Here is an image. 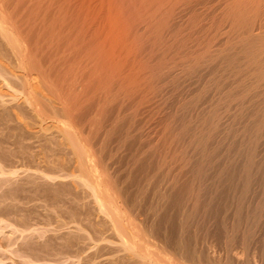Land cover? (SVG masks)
Returning <instances> with one entry per match:
<instances>
[{
	"label": "rangeland",
	"instance_id": "374dc122",
	"mask_svg": "<svg viewBox=\"0 0 264 264\" xmlns=\"http://www.w3.org/2000/svg\"><path fill=\"white\" fill-rule=\"evenodd\" d=\"M0 2L4 3V5H2L1 3V6L4 9H7L8 13L6 9L4 10L6 14L9 15L10 12L9 16L11 17L13 15L11 17L13 18L12 21L15 20L18 22L14 23V21L12 22L10 18L11 24H14L15 26L17 24L18 26H20L17 28H19V33H22L20 35L18 33V36H22L23 38L26 37V42L24 41L25 39L22 38V40L24 41V43L29 44L28 48L32 51L28 53H30L29 55H31V58L34 63L38 64L36 65V67L38 66L42 68V72L44 71L43 75L40 74L41 76H34V79H32L33 82L31 81L33 83V87L31 88L36 87L37 91H39V97L42 98L41 105H43L42 107H44L42 109L43 113L34 112L30 105L25 101V94H27L28 92V86L26 85V88L25 85H23L24 80H26V82H28L29 78V80H31V76H29L28 72V70H30V67L27 66L28 70L26 69L28 72L27 74L29 76L28 78L26 73H23L25 72L24 68H22L21 64L19 63V57H21V55L17 54V57L15 56L16 54L13 55V53L15 52L11 53L12 50L10 49V47L4 45L6 44V42L0 34V264H152L148 262L149 260H145L139 257V253L142 252H138V250H141L140 248H138V250H135L136 252L134 250L127 252V248L130 246L126 243H123L125 241L119 237L117 231L113 229V226H111L113 225V223L110 221V219H108L107 214L100 208L99 203H97L98 200L95 199L96 196L93 194L94 192L91 189V182H88L84 177V168L86 167L83 166L81 161H77L79 160L78 157H75V153L73 152L72 146L68 142L67 138L64 137L65 135H63L62 133V128L65 124H73L72 126L74 127V131H76L77 133L78 131H83V135L85 137H82L80 133H78V138L87 147L91 163L94 162L91 165L95 166L102 175L108 174L106 176V181L109 184H107L109 188L111 187L110 189H113L115 191V193H113L114 191L112 190L114 199L120 206L122 211L125 213V218H127V220L129 218H131L129 220L133 219L132 221L134 222V224L137 227L139 226V229H141V232L139 233V239L141 242L139 241V243L145 245L143 247H150L148 250H150L151 252L153 251V254L155 253L154 256L158 254L155 256L154 261H158L157 258L160 257V260L163 259L165 260H162L163 262L168 263L170 261L169 256L171 255L172 257L170 256V259L172 262H180L181 264H227L228 258L225 254L227 253L226 250H229L231 248V246L229 245L231 243V245L234 244V249L232 247V249L230 250L237 254H231V252L230 254L233 256L236 255L235 260L239 262H234V257L232 256L231 259H233V261L231 263L234 262L233 264H243L245 262L244 259L247 260L246 258H251V263L254 262L255 264H264V213L260 210L258 211V213H262V215L259 213L261 215L260 218H263L261 219L262 222H259L261 220L258 218L259 214L257 213V223H260L259 225H257L259 227L258 229L256 226H253L257 224L256 219L251 220L252 222L254 221L256 224L252 223L251 221L249 222L250 224L246 223L247 217L245 214V210L243 211V208L245 209L246 205H243L244 207L242 208V216L243 214L245 216L242 217V219H244L245 217L246 218L244 220L241 219V221H244L245 225L243 226V223H241L240 221V223L237 222V225L235 226V221H237L236 219L238 218H235L234 221H231L233 220V211L228 209V206H230L231 201L230 196H233V192L229 190V183L225 185L226 188H224V190H221L222 193H220V197L224 196V199L223 197H221V199L219 197V200H214L216 201V203L219 204V207L218 204L216 205L215 202L211 201L212 197L216 196V194L214 193V188H212L215 184V179L213 178H215V170L217 169L219 164H217V162L220 161V158L218 156L220 152L217 147H214L215 145L217 146L218 143L215 142L219 141L218 139L220 137V134L216 133V131L219 130L218 132H220L222 126L226 128L225 126H227L230 122L231 112H221V118L217 119L214 117L216 113L212 110V105H215L216 100H213L212 98L210 101L209 98L211 97L204 98L203 100H201L202 98H192V96L190 97V95H187L185 85L183 84L184 81L181 77V67H173V65L169 62V56L167 54L166 45L167 35L164 32H156L153 27L154 25L152 23L151 15L153 14V11L151 0H0ZM146 14L150 16H147ZM142 20L144 21L143 23ZM161 36L164 41L162 40ZM142 40L143 42H141ZM9 49L11 50V52ZM162 51L164 53H162ZM26 55L29 56L28 54ZM19 65L21 67H18ZM76 65L78 67H76ZM169 65L171 66L168 67ZM82 66H84L85 68ZM19 68L22 69L19 70ZM168 72L170 75H168ZM22 74H25L23 75L24 79L22 78ZM43 78H48V80L50 79L51 81L49 80L48 83H45V79ZM52 82L54 84H52ZM44 86L45 88L48 86L49 87L45 90ZM51 88H53V90L56 92V95L54 91V93L51 91ZM25 89H27L26 93H24ZM47 90L52 92L51 94L53 96L49 94ZM45 96L49 99H47ZM50 98L54 99L52 101L55 102L56 105H54L56 107L52 108L51 105H53V102L51 104L49 103ZM205 99H208V101ZM188 100H190L191 102ZM45 102H48L50 105L48 106ZM211 103L214 104H212L210 107ZM50 106L51 109L49 108ZM64 107H71L69 109H73V113L71 112V115H69L66 114V112H63V110L59 112L60 109ZM44 110L46 112H44ZM49 110H52L53 112H50ZM78 110L80 112H78ZM209 110L212 111L210 112ZM98 112L100 113L97 114ZM67 117H69V119ZM121 120H123L122 123ZM91 121L93 125H96L92 126V123H89ZM217 121L220 122L219 124L221 127H219V124H217L218 126H216L215 123H217ZM74 122L78 123L77 128ZM109 122L113 123L110 124ZM208 122L210 124H208ZM204 126L208 128L207 131L204 130ZM215 126L217 129L215 128ZM111 127H113V129H111ZM84 128L87 130H85ZM92 129L94 131L91 133L90 130L92 131ZM201 129L203 130V132ZM108 130H110V132ZM101 131L103 133H101ZM195 132L197 134V137ZM89 133L91 135H89ZM204 134L206 138H209L210 141L208 142V140L206 139L208 142V157H210L207 161H210L211 156H213L214 159L212 158L210 161L211 163L216 161L212 163L213 166L211 165V163L208 164V162L202 163L200 160L201 154H198V152L200 153L201 150L197 147L202 146L200 145V143V146L197 145L198 141L196 142L195 140L200 135ZM215 134H217L218 136ZM122 135L123 137H121ZM209 135L210 137L213 135L214 138L213 136L212 138L208 137ZM84 138L91 139L89 140L92 142L91 145H93V149H91L90 142H88L89 140H85ZM208 144L211 153H209ZM212 148H215V153H218V155L212 152ZM212 153L213 155H209ZM94 154L96 157L94 156ZM197 156H199V159ZM183 158H185V160ZM97 160L99 161L100 165L96 162ZM102 161L103 164L101 163ZM201 163L203 164V167ZM211 166L217 167H214L213 169H216L213 170ZM100 167H102L103 170H101ZM206 167L208 169L210 167L211 170L206 169ZM148 168L150 170H148ZM199 168H203L205 170H201V173H203V175H201V173L199 174ZM206 170H208L209 172ZM204 172L208 173L204 174ZM195 173L197 176L198 174L200 176H195ZM110 174L111 176L116 177L115 179L117 181L118 179L120 181L117 182L114 177L111 178ZM213 174L214 176L212 178L211 176ZM205 175H207L209 179L206 176L204 177V180H202V177ZM178 178H180L181 181ZM108 179H113V181ZM176 181H179L181 185L180 183H178L179 185L177 184V187L174 186V184L177 183ZM201 181H204V186L207 181L210 182H208V184L212 183L211 186H208L207 184L206 185L209 188L211 187L213 190L210 189L209 191V188L206 189V186L204 187L203 185H201ZM111 182H113V185H111ZM124 182L126 185L124 184ZM182 183L184 186L182 185ZM171 184H173L176 189H173L175 192H173L174 194L170 197L172 202L169 199L168 203L170 204L171 202V204L167 205V207L169 206L170 208L168 207L164 210L166 212L164 217V219L166 218V221L163 220L162 216L161 219L157 221V228L159 230V234L158 231L155 232L156 230H154V227L153 232L155 234L151 233L150 226L152 224L150 222V218L151 216H153L154 218L155 213L161 210V207H159L162 201V199H160V196L162 192L166 191V188H168L167 190H170L172 186ZM198 185L200 187L203 186L201 188H204L206 190L203 189L202 192L199 191L201 189ZM185 186L189 188L186 189ZM190 186L194 187L196 191ZM195 186H198V195L196 194L197 188ZM118 188H121L122 190H118ZM177 188L179 189V192H177ZM182 190H185V193ZM187 190H193V194L195 193V197L193 195L191 196L192 192H189ZM180 191H182L183 193ZM205 191L207 192V196L206 194L204 195V193H206ZM180 193H182L184 196H176ZM189 193L191 194L188 196ZM209 193L211 195L212 193L214 194L212 196L209 195V198H211L210 202L208 199ZM224 193L225 195H230V198H228L226 195V198L230 200L229 203L228 200L225 198ZM199 194L201 196L203 195V199L204 197H207L208 200L206 198L204 199V201L207 200L206 203L203 202V199L199 196ZM196 195L198 198L200 197V202L199 200L197 201L198 198H196ZM122 196H124L126 200L123 199V201ZM185 196H188L191 202L183 201ZM260 196H262V194L260 195L259 193L258 197L260 198ZM131 197L134 198L132 199ZM258 197L255 198L256 200L254 199V202L257 201L255 202L257 205L260 204L261 206H264L262 205L264 204V202H261L264 201V197L262 196V199L260 200L261 203L258 202ZM130 198L132 200H130ZM127 199L132 201V205L134 207L130 204L131 202ZM195 199L197 201L196 204ZM225 199L227 201V205L224 202ZM201 200L203 203L201 202ZM177 201L182 202L177 203ZM120 202H122V204ZM185 202H187L188 204H185ZM176 203L179 204L177 208ZM198 203L201 206L198 205ZM207 203H209L212 208H209L210 206ZM212 203H214L215 205H213ZM135 204H137V206H135ZM192 204L197 205L194 206L195 208L198 206L201 208H196L197 212L195 210V214L197 213L198 216L194 215V208H191L193 207ZM224 204L227 206V208ZM124 205H128L129 207L131 205L130 209L133 210L128 209V206L124 208ZM203 205L205 206V209L208 208V210H204V208H202ZM220 205H222V207ZM213 206L215 211L213 210ZM171 207L174 210H172ZM223 207L227 210L223 209ZM136 208L138 209L136 210ZM261 208L263 209L264 207ZM154 209H157V211L155 210V212L153 213ZM129 210L132 211L133 214ZM184 210L187 211L185 212ZM189 210L192 211L190 212ZM216 210L221 212H216ZM224 210L225 212L227 211L231 214H227V212L225 213ZM188 211L189 213L187 215ZM201 211L204 212L201 213ZM205 211H208V213H210L208 214L206 212L207 214L204 215ZM215 212L217 216H215ZM223 213L227 214L228 216ZM131 214L133 216H131ZM137 214L140 217H138ZM169 214H172L173 216ZM201 214L203 215L202 217L204 219L201 217ZM104 215L107 217H105ZM184 215L186 217H189L190 215V220L188 219L189 222H186L188 225H190H187V229L186 224H184V229L187 230L184 231L183 235L185 238L183 237L182 239L180 238L181 236H183L180 232V219L181 217H184ZM212 215L216 218L211 217ZM224 215L227 217H225ZM134 216L135 218L137 217V221ZM194 216L198 218H195ZM209 217H211L212 219ZM169 218L171 220H169ZM184 219L186 218H183V220ZM191 219L194 220V224L191 223V221H193ZM106 220L110 223H106ZM140 220H144L145 222H143L148 224L147 227H149L150 232L147 231L148 228L146 226L141 225L143 223ZM202 220L205 222H203ZM162 221L164 222V225ZM226 221L230 223H228L227 225ZM167 222H170L169 225ZM231 222L232 224L234 223V229H236L237 227L239 228L241 224L242 227L239 228L241 229V232L244 231L245 233L249 232V234H252L249 236L248 233H246L247 235L244 233L246 236H243L242 234H240L241 232L238 231V228L237 230H233L236 231V234H239L241 236L240 237L239 235H237L239 241L242 240L239 242L238 239L235 237L236 234L234 235V232L230 231ZM196 223H198V226L196 225ZM208 224L209 227L207 226ZM173 225L175 226L173 227ZM249 225L250 227H254L256 230L254 228L248 229ZM260 225H262L263 227ZM169 226L172 228L171 232ZM220 226L224 227V229L229 226L228 228L230 229L228 230L227 228V230L224 231ZM140 227H142L144 230H142V228ZM190 227L192 228V230H190ZM246 227L248 228L246 229ZM208 228H210V230H208ZM177 229L180 231L178 232ZM129 230L130 232L132 231L131 229ZM189 230L190 232H188ZM249 230H251L252 232L250 233ZM166 231L168 235L167 233H165ZM255 231L257 232V235ZM226 232H228V234ZM253 232L255 233L253 234ZM229 233L232 234L230 235ZM259 234H261L260 237ZM142 235L147 241L144 240ZM175 235H178V238H176ZM226 235H229L228 240ZM155 237L158 238L157 241V238L155 239ZM230 237H232V239ZM252 237L253 240L251 239ZM254 237L258 238L257 243H261L260 245L262 246L258 245L256 242L253 243L254 239L255 241L257 239ZM118 238H120V241L118 240ZM245 238L248 239L245 240ZM260 238H262V242ZM148 239L150 240V242ZM178 239H180L181 242L184 243H180V240L179 242H177V244L174 243V241L176 242L178 241ZM249 240H251L252 243ZM227 241L230 242L227 243ZM166 242H169L167 243L169 247L166 245ZM232 242H236L238 244L240 243L241 245L239 244V246L238 244L236 245V243ZM178 243H180L181 245L184 244L183 246L189 247L190 249H195L197 246L196 249L198 251H200L202 247L206 249L207 245L209 244L208 247L211 249L207 248V251L205 250L206 256L208 255L210 257V255H212L210 258H204V256H200L199 259L197 258L200 255L198 252L196 260L195 257H192L193 250H190L188 248L187 253L183 255L185 257H183L180 253V249L177 250L179 252L174 250L180 247V244L178 247ZM220 243L223 245L222 247H224V249L222 248L223 251L219 249L221 248L219 247L221 246ZM223 243H227V245ZM250 243L252 244V246L254 245V248L251 247ZM245 244L247 246H244ZM152 245L154 246V248ZM227 246L228 248H230L228 249ZM238 246L240 249L238 248ZM160 248H162V250L163 248H165V250L160 251ZM246 248L249 249L247 253L251 254L250 256L248 254V257H246V251L248 250ZM241 249H243V251L240 253ZM254 249L256 250V252H254ZM260 249L263 250L262 253V250ZM237 250L239 252H237ZM208 251L209 253H211L209 254ZM162 252L167 255H165L164 257ZM257 253H260V255H258ZM237 256L238 258L236 259ZM252 257L255 258V260ZM257 257H262L263 259H259ZM133 258H136V260ZM140 258L141 261L143 260L142 262L140 261ZM256 258L259 261L256 260ZM241 260L243 263H241ZM244 264H247V261Z\"/></svg>",
	"mask_w": 264,
	"mask_h": 264
},
{
	"label": "bare ground",
	"instance_id": "6f19581e",
	"mask_svg": "<svg viewBox=\"0 0 264 264\" xmlns=\"http://www.w3.org/2000/svg\"><path fill=\"white\" fill-rule=\"evenodd\" d=\"M3 1V0H1ZM152 1V11H153V14L152 15V23H153V27L154 29L156 30V32H164L166 35H167V38H166V45H167V54L169 56V62L170 64L174 66H180L181 67V77L183 78V81H184V85H185V90L187 92V95H190V97L192 96V98H202L201 100H203L204 98H209L210 101L211 99L213 98V100H216V103L215 105L213 106L212 104L214 103H211L210 104V107L212 105V110L213 112L216 113V115L214 116L215 118L217 119H220L221 118V112H231L230 114V122L227 126H225L226 128H224L222 126L220 132L216 131V133L220 134V137H219V141H216L215 143H218L217 146L215 145L214 147H217V149L219 150V155L218 153L216 154L215 153V148L212 150V152H214L216 155L219 156V162H217L218 164V167L217 166H214V167H217V169H213L214 167L212 163L216 162L214 160V162H210L211 159L213 158V156H211V159L210 161H207L210 157H208V151H207V143L210 142L209 141V138H206L205 134L204 135H198L199 137L195 140L196 142L198 141V144L200 143V145L202 147H197V148H200L201 152L199 153L198 151V154H201V157H200V160L202 163H206L208 162L211 163V167L213 170H215V178H213L214 174L211 176L213 179H215V184H214V193L216 194V196H213L212 199L209 198V195L212 196L214 195L212 193V195L209 193L208 194V199H209V202H210V199L212 202H215V204L217 205L218 203H216V199L219 200V197H220V193H222L221 190H224L225 185L228 184L229 186V190L232 191V195L233 196H230L231 197V201L229 199L226 198V195H225V198L228 200V203L230 201V206H228V209L232 210L233 211V215H232V219L231 221H234L235 218H238L236 219L237 221H235V226L237 225V222L240 223L242 217H244L245 215L243 214L242 216V208L244 207L243 205H246L245 206V209L243 208V211L245 210V214H246V217H247V224L251 221V220H255L256 219V223L258 221V218L261 220L263 218H260L262 213H264V208L262 209L261 207H264V206H258L255 202H254V199L256 197H258L259 193L260 195L262 194V196L264 197V0H151ZM137 2V1H136ZM149 2V1H148ZM1 3L2 5H4L3 2H0V34L2 36V38H4L6 44L4 45H7L8 47H10V52L14 54H16L15 56L17 57V54L21 55L20 60H19V63L21 64L22 68H24V71L23 73H26V75L28 76V72H29V76H31V80H29V76H28V82H26V80H24V83L23 85H26L28 86V92L25 97V101L30 105V107L32 108V110L34 112H40V113H43L42 112V109L44 107H42L43 105H41V101H42V98L39 97V91H37L36 87L35 88H31L33 87L32 86V82L34 79V76H39L40 74L43 75V72H42V68L40 67H36V65L38 64H35L34 61L32 60L31 58V55H29L30 53L28 52H31L32 50H30L28 48L29 44L27 43H24V41L26 42V37L23 38L22 36H18V33H19V28L17 27H20L16 24V26L14 24H11L10 23V18L13 16H9L10 15V12H9V15L6 14V12L4 11L5 9L1 6ZM16 6V5H15ZM145 6V5H144ZM144 8V7H143ZM55 9V8H54ZM7 11V9H6ZM36 12V11H35ZM50 12V11H49ZM8 13V11H7ZM47 13V12H46ZM30 14V13H29ZM52 15V14H51ZM147 15V14H146ZM38 16V15H37ZM124 16V15H123ZM147 16H150V15H147ZM29 17V16H28ZM128 17V16H127ZM13 18H11V21H12ZM21 19V18H20ZM145 19V18H144ZM38 20V19H37ZM14 23L17 22L15 20H13ZM12 21V22H13ZM144 21L142 20V23ZM18 23V22H17ZM65 23V22H64ZM146 24V23H145ZM52 25V24H51ZM140 25V23H139ZM135 27V26H134ZM26 28V27H25ZM136 28V27H135ZM151 28V27H150ZM41 29V28H40ZM138 29V28H137ZM21 30V29H20ZM30 30V28H29ZM128 30V29H127ZM28 31V30H27ZM126 31V30H125ZM130 31V30H129ZM21 32V31H20ZM137 32V31H136ZM144 32V31H143ZM22 33V32H21ZM19 33V35L21 34ZM124 33V32H123ZM145 33V32H144ZM143 33V34H144ZM135 35V34H134ZM77 36V35H76ZM163 36V35H162ZM161 36V38H162ZM78 37V36H77ZM137 37V36H136ZM144 37V35H143ZM151 37V36H150ZM153 37V35H152ZM158 37V36H157ZM166 37V36H165ZM25 39L24 41L22 40ZM141 38V37H140ZM139 39V38H138ZM147 39V38H146ZM163 40V38H162ZM164 41V40H163ZM3 42V41H2ZM75 42V41H74ZM143 42V40L141 41ZM161 42V40H160ZM73 43V42H72ZM155 43V42H154ZM67 44V43H66ZM80 44V43H79ZM82 44V43H81ZM142 44V43H141ZM159 44V43H158ZM57 45V44H56ZM138 45V44H136ZM143 45V44H142ZM6 47V46H5ZM33 47V46H32ZM134 47V46H133ZM160 48V47H159ZM76 49V48H75ZM152 49V48H151ZM164 49V48H163ZM60 50V49H59ZM136 50V49H135ZM146 50V49H145ZM54 52V51H52ZM58 52V51H57ZM95 52V51H94ZM142 52V50H141ZM148 52V51H147ZM155 53V52H154ZM158 53V52H157ZM162 53H164L162 51ZM26 54H28L29 56H27ZM35 54V53H34ZM91 54V53H90ZM103 54V53H102ZM156 54V53H155ZM8 55V54H7ZM18 55V56H19ZM38 55V54H37ZM88 55V54H87ZM14 56V57H15ZM135 56V55H134ZM84 57V56H83ZM90 57V56H89ZM97 57V56H96ZM151 57V56H150ZM164 57V56H163ZM162 57V58H163ZM62 58V57H61ZM80 58V57H79ZM146 59V58H145ZM155 59V58H154ZM110 61V60H109ZM144 61V60H143ZM18 62V61H17ZM99 62V61H98ZM81 63V62H80ZM97 63V62H96ZM106 63V62H105ZM119 63V62H118ZM151 63V62H150ZM70 64V63H69ZM111 64V63H110ZM149 64V63H148ZM160 64V63H159ZM47 65V64H46ZM17 66V65H16ZM20 65L18 67H21ZM27 66L30 67L28 70L27 69ZM171 65H169L168 67H170ZM76 67H78L76 65ZM84 67V66H82ZM127 67V66H126ZM179 67V68H180ZM22 68H19V70H21ZM80 68V67H79ZM85 68V67H84ZM87 68V67H86ZM159 68V67H158ZM28 72H27V70ZM82 69V68H81ZM48 70V69H47ZM94 70V69H93ZM171 70V69H170ZM178 70V69H176ZM114 71V70H113ZM140 71V70H139ZM164 71V70H163ZM172 71V70H171ZM14 72V71H13ZM86 72V71H85ZM155 72V71H154ZM160 72V70H159ZM158 72V73H159ZM174 72V71H173ZM81 73V72H80ZM84 73V72H83ZM91 73V72H90ZM108 73V72H107ZM172 73V72H171ZM175 73V72H174ZM45 74V73H44ZM160 74V73H159ZM23 75L25 74H22V78L24 79ZM40 75V76H41ZM71 75V74H70ZM120 75V74H119ZM143 75V74H142ZM162 75V74H161ZM168 75L169 72H168ZM167 75V76H168ZM17 76V75H16ZM26 76V77H27ZM144 76V75H143ZM43 77V76H42ZM91 77V76H90ZM115 77V76H114ZM152 77V76H151ZM156 77V76H155ZM171 77V76H170ZM95 78V77H94ZM100 78V77H99ZM121 78V77H120ZM134 78V77H133ZM164 78V77H163ZM169 78V77H168ZM26 79V78H25ZM36 79V78H35ZM45 79L44 82L45 83H48L49 80L48 78H43ZM65 79V78H64ZM71 79V78H70ZM115 79V78H114ZM161 79V78H160ZM181 79V78H180ZM179 79V80H180ZM152 80V79H151ZM154 80V78H153ZM152 80V81H153ZM166 80V79H165ZM178 80V79H177ZM32 81V82H31ZM51 81V80H50ZM26 83V84H25ZM43 83V82H42ZM75 83V82H74ZM110 83V82H109ZM52 84H54L52 82ZM129 84V83H128ZM159 84V83H158ZM166 84V83H165ZM22 85V86H23ZM43 85H46V84H43ZM48 85V84H47ZM51 85V84H50ZM153 85V84H152ZM160 85V84H159ZM172 85V84H171ZM108 86V85H107ZM49 87V86H48ZM48 87H46L48 89ZM53 87V86H52ZM111 87V86H110ZM115 87V86H114ZM27 88V87H26ZM45 88V86H44ZM45 88V90H46ZM98 88V87H97ZM165 88V87H164ZM114 89V88H113ZM139 89V88H138ZM152 89V88H151ZM150 89V90H151ZM26 90L24 91V93H26ZM58 90V89H57ZM77 90V89H76ZM85 90V89H84ZM145 90V89H144ZM51 91L53 92V88H51ZM87 91V90H86ZM148 91V90H147ZM156 91V90H155ZM47 92L49 94H51L52 92H50L49 90H47ZM55 92V91H54ZM53 92V93H54ZM66 93V92H65ZM111 93V92H110ZM121 93V92H120ZM156 93V92H155ZM72 94V93H71ZM52 95V94H51ZM55 95H56V92H55ZM123 95V94H122ZM128 95V94H127ZM186 95V94H185ZM53 96V95H52ZM62 96V95H61ZM79 96V95H78ZM46 97V96H45ZM57 97V96H55ZM67 97V95H66ZM74 97V96H73ZM72 97V98H73ZM125 97V96H124ZM41 98V99H40ZM47 98V97H46ZM45 98V99H46ZM79 98V97H78ZM77 98V99H78ZM111 98V97H110ZM49 99V98H47ZM56 99V98H55ZM64 99V98H63ZM136 99V98H135ZM138 99V98H137ZM169 99V97H168ZM54 99H51L50 98V104L53 102V105L55 104L54 101H52ZM65 100V99H64ZM75 100V99H74ZM89 100V99H88ZM191 100V99H190ZM188 100V101H190ZM196 100V99H195ZM194 100V101H195ZM208 101V99H205ZM46 101V100H45ZM48 101V100H47ZM187 101V102H188ZM193 101V100H192ZM169 102V101H168ZM191 102V101H190ZM43 103V102H42ZM48 106L50 105L48 102H45ZM44 103V104H45ZM87 103V102H86ZM186 103V102H185ZM193 103V102H192ZM207 103V102H206ZM62 104V103H61ZM101 104V103H100ZM47 105H44V106H47ZM52 106V108L56 107L55 105ZM183 105V104H182ZM189 105V103H188ZM195 105V104H194ZM207 105V104H206ZM51 106L49 107L51 109ZM61 106V105H60ZM76 106V105H75ZM101 106V105H100ZM208 106V105H207ZM77 107V106H76ZM193 107V106H192ZM204 107V106H203ZM209 107V106H208ZM47 108V107H45ZM48 108V109H49ZM71 108V107H69ZM68 107H64L62 109H60L59 112H61L63 110V112H66V114H69L71 115L70 113L72 112L73 113V109H69ZM73 108V107H72ZM75 108V107H74ZM104 108V107H103ZM186 108V107H185ZM85 109V108H84ZM203 109V108H202ZM208 109V108H206ZM211 109V108H209ZM74 110H77V109H74ZM101 110V109H100ZM193 110V109H192ZM211 110V111H212ZM50 111V110H49ZM52 111V110H51ZM50 111V112H51ZM183 111V110H182ZM195 111V110H194ZM210 111V110H209ZM208 111V112H209ZM210 111V112H211ZM44 112H46L44 110ZM53 112V111H52ZM78 112H80L78 110ZM82 112V111H81ZM104 112V111H103ZM76 113V112H75ZM100 112H98L97 114H99ZM194 113V112H193ZM202 113V112H201ZM205 113V112H204ZM214 113V114H215ZM96 114V115H97ZM185 114V113H184ZM227 114V113H226ZM80 115V114H78ZM107 115V114H106ZM109 115V114H108ZM117 115V114H116ZM197 115V114H196ZM208 115V114H207ZM213 115V114H212ZM228 115V114H227ZM45 116V115H44ZM49 116V115H48ZM47 116V117H48ZM73 116V114H72ZM102 116V115H101ZM104 116V115H103ZM182 116V114H181ZM46 117V118H47ZM58 117V116H57ZM113 117V116H111ZM196 117V116H195ZM202 117V115H201ZM206 117V116H205ZM213 117V116H211ZM223 117V116H222ZM69 119V117H67ZM91 118V117H90ZM98 118V117H97ZM100 118V117H99ZM209 118V117H208ZM50 119V118H49ZM76 119V118H74ZM87 119V118H86ZM124 119V118H123ZM204 119V118H203ZM223 119V118H222ZM227 119V117H226ZM98 120V119H97ZM100 120V119H99ZM117 120V118H116ZM211 120V119H210ZM57 121V120H56ZM73 121V120H72ZM94 121V120H92ZM89 122V123H92ZM123 120H121V123H122ZM134 121V120H133ZM203 121V120H202ZM214 121V120H213ZM220 121V120H219ZM217 121L216 126H218L217 124H219L220 122ZM42 122V121H40ZM64 122V121H62ZM119 122V120H118ZM128 122V121H127ZM190 122V121H189ZM212 122V121H210ZM223 122V120H222ZM227 122V121H226ZM75 123V122H74ZM97 123V122H96ZM110 123V122H109ZM113 123V122H111ZM110 123V124H111ZM195 123V121H194ZM198 123V122H197ZM196 123V125H197ZM203 123V122H202ZM69 124V123H68ZM76 124V128H77V124L78 123H75ZM86 124V123H85ZM95 124V123H94ZM98 124V123H97ZM207 124V123H205ZM208 124H210L208 122ZM214 124V123H213ZM227 124V123H226ZM40 125V124H39ZM73 125V124H72ZM72 125H64L63 126V130L61 132L63 133V135H65L64 137L67 138L68 142L70 143V145L72 146L73 148V152L75 153V157H78L79 160L77 161H81V163L83 164V166H85L86 168H84V177L86 178V180L89 182H91V189L93 190V194L96 196L95 199L98 200L97 203H99V206L100 208L107 214L108 216V219H110V221L113 223V229H115L119 235L120 238H122L125 242L123 243H126L128 244L130 247H128L127 249V252L128 251H135V250H138V248H140L141 250L138 252H141L139 253V257L145 259V260H149L148 262L152 263V264H178V263H175V262H172L171 259H170V255L169 256V262L166 263V262H163L165 260H160L159 258L158 261H154L155 260V256L158 255L156 254L154 256L153 254V251L151 252L150 250H148L150 247H143L145 245H143L142 243H139L140 239H139V233L141 232V229H139V226L137 227L134 222L132 220H129L131 218H129L127 220V218H125V213L122 211V209L120 208V206L117 204V202L115 201L114 199V196H113V193H115V191L113 189H110L109 186H108V182L106 181V175H102L98 169L91 165L93 163H91V159H90V155L88 153V150H87V147L85 144H83L80 140H79V136H78V133H80V135L83 137L84 133L83 131H78L79 128H78V133L76 131H74V127ZM96 125V124H95ZM93 125L92 123V126H95ZM102 125V124H100ZM123 125V124H122ZM178 125V124H177ZM195 125V126H196ZM225 125V124H224ZM60 126V125H59ZM107 126V125H106ZM191 126V125H190ZM203 126V125H202ZM215 126V128H216ZM53 127V126H52ZM90 127V126H89ZM88 127V128H89ZM116 127V126H115ZM123 127V126H122ZM135 127V126H134ZM168 127V126H167ZM213 127V126H212ZM219 127L220 124H219ZM87 128V127H86ZM94 128V127H93ZM185 128H188V127H185ZM196 128V127H195ZM204 126V130L207 131L208 128H206ZM83 129V127H82ZM85 129V128H84ZM97 129V128H96ZM95 129V130H96ZM103 129V128H102ZM111 129H113V127H111ZM169 129V128H168ZM176 129V128H175ZM191 129V128H189ZM198 129V127H197ZM200 129V128H199ZM217 129V128H216ZM220 129V128H219ZM81 130V129H80ZM87 130V129H85ZM99 130V128H98ZM202 130V129H201ZM89 131V130H88ZM94 130L92 129V131L90 130V132L92 133ZM110 132V130H108ZM118 131V130H117ZM165 131V130H164ZM205 131V132H206ZM210 131V129H209ZM87 132V131H85ZM108 132V133H109ZM115 132V131H114ZM125 132V130H124ZM171 132V130H170ZM194 132V131H193ZM191 132V133H193ZM203 132V130H202ZM204 132V133H205ZM212 132V131H211ZM214 132V131H213ZM101 133H103L101 131ZM190 133V132H189ZM207 133V132H206ZM209 133V132H208ZM105 134V132H104ZM107 134V133H106ZM180 134V132H179ZM196 134V132H195ZM194 134V135H195ZM201 134V133H200ZM210 134V133H209ZM212 134V133H211ZM62 135V136H63ZM89 135H91L89 133ZM110 135V134H109ZM121 135V134H120ZM119 135V136H120ZM183 135V134H182ZM207 135V134H206ZM217 135V134H215ZM80 136V137H81ZM107 136V135H106ZM131 136V135H130ZM168 136V135H167ZM185 136V135H184ZM188 136V135H187ZM213 136V135H212ZM212 136L210 137V135L208 137L212 138ZM218 136V135H217ZM216 136V137H217ZM81 137V138H82ZM85 137V136H84ZM99 137V136H98ZM123 137V135L121 136ZM125 137V136H124ZM177 137V136H176ZM183 137V136H182ZM196 137H197V134H196ZM88 138V137H87ZM92 138V137H91ZM110 138V137H109ZM127 138V137H126ZM214 138V136H213ZM63 139V137H62ZM61 139V140H62ZM85 139V138H84ZM90 139V138H89ZM89 139H85V140H89ZM105 139V138H104ZM189 139V138H188ZM193 139V138H192ZM208 142H207V140ZM217 139V138H216ZM215 139V140H216ZM66 140V139H64ZM91 140V139H90ZM88 141L90 142V145H91V141ZM95 140V139H94ZM184 140V139H183ZM211 140V139H210ZM214 140V141H215ZM122 141V140H121ZM161 141V140H160ZM191 141V140H190ZM212 141V140H211ZM120 142V141H119ZM170 142V141H169ZM195 142V143H196ZM95 143V142H94ZM102 143V142H101ZM182 143V142H181ZM65 144V143H64ZM87 144V142H86ZM89 144V143H88ZM194 144V143H193ZM192 144V145H193ZM212 144V143H210ZM89 145V146H90ZM105 145V144H103ZM125 145V144H124ZM143 145V144H142ZM182 145V144H181ZM199 145V146H200ZM214 145V143H213ZM88 146V145H87ZM93 145H91V149ZM101 147V146H100ZM193 147V146H192ZM208 147H209V144H208ZM153 148V147H152ZM185 148V147H184ZM195 148V147H194ZM100 149V148H99ZM190 149V148H189ZM103 150V149H102ZM156 150V149H155ZM191 150V149H190ZM199 150V149H198ZM199 150V151H200ZM96 151V150H95ZM193 151V150H192ZM217 151V150H216ZM72 152V153H73ZM101 152V150H100ZM99 152V153H100ZM196 152V153H197ZM95 153V152H94ZM103 153V152H102ZM157 153V152H156ZM190 153V151H189ZM194 153V152H193ZM192 153V154H193ZM209 153L210 152V147H209ZM91 154V153H90ZM93 154V152H92ZM154 154V152H153ZM171 154V153H170ZM214 154V155H215ZM209 155H213L212 154H209ZM215 155V156H216ZM95 156V154H94ZM111 156V155H110ZM144 156V155H143ZM183 156V155H182ZM185 156V154H184ZM191 156V155H190ZM189 156V157H190ZM217 156V158H218ZM74 157V156H73ZM96 157V156H95ZM194 157V155H193ZM196 157V155H195ZM198 159H199V156H197ZM103 158V157H102ZM135 158V157H134ZM148 158V157H147ZM202 158V159H201ZM96 159V158H95ZM100 159V158H99ZM185 160V158H183ZM197 159V160H198ZM214 159V158H213ZM216 159V158H215ZM74 160V159H73ZM102 160V159H101ZM137 160V159H136ZM192 160V159H191ZM218 160V159H217ZM187 161V160H186ZM196 161V160H195ZM194 161V162H195ZM98 164H99V161L97 160L96 161ZM105 162V160H104ZM188 162V161H187ZM197 162V161H196ZM76 163V162H75ZM96 163V164H97ZM103 164V161L101 162ZM107 163V162H106ZM109 163V162H108ZM154 163V162H153ZM162 163V162H161ZM198 163V162H197ZM200 163V161H199ZM201 163V164H202ZM101 164V165H102ZM149 164V163H148ZM160 164V162H159ZM188 164V163H187ZM193 164V163H192ZM191 164V165H192ZM207 164V165H208ZM76 165V164H75ZM100 165V164H99ZM98 165V167H99ZM104 165H107V164H104ZM134 165V164H133ZM132 165V166H133ZM206 165V166H207ZM216 165V164H215ZM131 166V167H132ZM141 166V164H140ZM156 166V165H155ZM154 166V167H155ZM201 166V165H200ZM109 167V166H108ZM107 167V168H108ZM111 167V166H110ZM158 167V166H157ZM196 167V166H195ZM202 167H203V164H202ZM205 167V165H204ZM78 168V167H77ZM80 168H83V167H80ZM101 170L102 167H100ZM104 168V166H103ZM106 168V169H107ZM190 168V167H189ZM201 168V167H200ZM199 168V169H200ZM158 169V168H157ZM198 169V168H197ZM203 169V168H202ZM200 169L198 172L199 174L201 173V170ZM206 169H208L206 167ZM209 169L211 170V168L209 167ZM208 169V170H209ZM79 170V169H78ZM108 170V169H107ZM106 170V171H107ZM115 170V169H114ZM118 170V169H117ZM132 170V169H131ZM144 170V169H143ZM148 170H150L148 168ZM163 170V169H162ZM190 170V169H189ZM206 170V171H208ZM110 171V170H109ZM140 171V170H139ZM160 171V170H159ZM203 171H205L203 169ZM129 172V171H128ZM153 172V170H152ZM187 172H188V169H187ZM209 172V171H208ZM208 172H204L205 173H208ZM212 172V171H210ZM81 173V172H80ZM110 173V172H109ZM145 173V172H144ZM214 173V171H213ZM82 174V173H81ZM122 174V173H121ZM128 174V173H127ZM133 174V173H132ZM138 174V173H137ZM147 174V173H146ZM198 174V176H200ZM212 174V173H210ZM149 175V173H148ZM167 175V174H166ZM178 175V174H177ZM194 175V174H193ZM201 175H203V173H201ZM111 176V174H110ZM188 176V175H187ZM192 176V175H191ZM195 176L196 173H195ZM197 176V177H198ZM207 175L203 176L202 180H204V177H206ZM72 177V176H71ZM74 177V176H73ZM114 176H111V178H113ZM177 177V176H176ZM210 177V178H211ZM81 178V177H80ZM109 178V177H108ZM116 177H114L115 179ZM124 178V177H123ZM134 178V177H133ZM174 178V177H173ZM186 178V177H185ZM201 178V177H200ZM208 178V176H207ZM206 178V179H207ZM211 178V179H212ZM82 179V178H81ZM118 179V178H117ZM175 179V178H174ZM180 180V178H178ZM206 179H205V182H206ZM209 179V178H208ZM210 179V180H211ZM212 179V180H213ZM77 180V179H75ZM108 180H111L113 181V179H108ZM116 180V179H115ZM147 180V179H146ZM183 180V179H182ZM199 180V179H198ZM197 180V181H198ZM211 180V181H212ZM80 181V180H79ZM117 181V180H116ZM118 181H120L118 179ZM117 181V182H118ZM181 181V180H180ZM185 181V179H184ZM189 181V180H188ZM193 181V180H192ZM214 181V180H213ZM75 182V181H74ZM77 182V181H76ZM141 182V181H140ZM146 182V181H145ZM172 182V181H171ZM177 182V181H176ZM199 182V181H198ZM202 182V181H201ZM200 182V184H201ZM204 182V181H203ZM202 182L201 185H203L204 183ZM209 181H207V185L211 186V184H208ZM108 183V184H107ZM130 183V182H129ZM159 183V182H158ZM168 183V182H167ZM174 183V182H173ZM178 183H180L179 181L174 184V186H176ZM184 183V182H183ZM182 183V185H183ZM188 183V182H187ZM186 183V184H187ZM210 183V182H209ZM90 184V183H89ZM117 184V183H116ZM125 184V182H124ZM123 184V185H124ZM194 184H195V181H194ZM205 184L206 186V189L209 188L207 185ZM111 185H113V182H111ZM110 185V186H111ZM126 185V184H125ZM167 185V184H166ZM170 185V184H169ZM173 186V184H171ZM179 185V184H178ZM181 185V183H180ZM189 185V184H188ZM187 185V186H188ZM190 185H191V182H190ZM118 186V185H117ZM130 186V185H129ZM163 186V185H162ZM170 188V190H167L168 188H166V191L165 192H162L161 196H160V199H162L161 201V205L159 207H161V210L157 211V209H154L153 213L155 212V210L157 211V213H155V217L153 218V216H151V219L150 218V222H151V233H154L153 231L156 230L155 232L158 231V234H159V230L157 228V221H159L161 219V217L164 219L165 217V214L166 212L164 211L165 209H167V205L169 204V199L171 197V195H173L175 192L173 189H176L174 186ZM184 186V185H183ZM193 186V184H192ZM190 186L192 189H194V187ZM199 186V185H198ZM198 186H195L196 188ZM204 186V185H203ZM201 186V187H203ZM204 186V187H205ZM213 186V185H212ZM227 186V187H228ZM114 187V186H113ZM116 187V186H115ZM120 187V186H119ZM131 187V186H130ZM177 187V186H176ZM180 187V186H179ZM178 187V188H179ZM186 187V186H185ZM200 186L199 188L202 192V189ZM87 188V187H86ZM138 188V187H137ZM144 188V187H143ZM177 188V189H178ZM182 188V187H181ZM180 188V190H181ZM189 188V187H188ZM186 187V189H188ZM211 187L208 189L210 191V189H212ZM88 189V188H87ZM121 188H118V190H120ZM124 189V188H123ZM184 189V188H183ZM185 189V190H186ZM204 189V190H206ZM228 189V188H227ZM114 192H113V191ZM116 190V189H115ZM117 190V191H118ZM122 190V189H121ZM126 190V189H125ZM124 190V192H125ZM185 190H182L184 193H185ZM190 190V189H189ZM187 190V191H189ZM195 190V189H194ZM207 190V191H208ZM213 190V189H212ZM226 190V189H225ZM85 191V190H84ZM116 191V192H117ZM128 191V190H127ZM143 191V190H142ZM180 191V192H182ZM196 191V190H195ZM194 191V192H195ZM228 191V190H227ZM113 192V193H112ZM122 192V191H121ZM129 192V191H128ZM135 192V190H134ZM160 192V191H159ZM177 192H179V189L177 190ZM182 192V193H183ZM189 192H192L188 194V196L191 194V196L195 195V193L193 194V190L192 191H189ZM206 192V191H205ZM225 192V191H224ZM92 193V192H91ZM120 193V192H119ZM123 193V192H122ZM121 193V195H122ZM182 193L180 194H177L176 196L178 195H182L184 196ZM188 193V192H187ZM198 193V188H197V192L196 194ZM126 194V193H125ZM176 194V193H175ZM201 194V193H200ZM199 194V196L203 199V195L201 196ZM206 194L207 196V192L204 193V195ZM231 194V193H230ZM115 195V194H114ZM129 195V194H128ZM134 195V194H133ZM142 195V194H141ZM198 195V194H197ZM196 195V198H198ZM223 195V194H222ZM93 196V197H95ZM126 196V195H125ZM175 196V195H174ZM180 196V197H182ZM188 196L184 198L183 201H190V198H188ZM228 195L227 197L230 198ZM262 196H260V198L258 197L257 200L259 199V203L261 202H264V201H261L260 200L262 199ZM122 200H126L124 196H122ZM173 197V196H172ZM179 197V198H180ZM195 197V196H194ZM199 197V198H200ZM223 197L224 199V196H221ZM220 197V199H221ZM132 198V197H131ZM130 198V200H132ZM189 200H188V199ZM199 198L197 199V201L199 200ZM207 199V197H204V199ZM155 199V198H154ZM181 199V198H180ZM187 199V200H186ZM193 199V198H192ZM203 199V202H207L204 201ZM226 199L224 200L225 204H226ZM123 200V201H124ZM129 200V199H127ZM129 200V201H130ZM153 200V199H152ZM217 200V202H218ZM256 200V199H255ZM96 201V200H95ZM94 201V202H95ZM135 201V200H134ZM171 201V199H170ZM196 201V199H195ZM197 201L195 202V204L197 203ZM128 202V201H127ZM131 205H132V201H130ZM158 202V201H157ZM172 202V201H171ZM170 202V204H171ZM173 202H174V198H173ZM176 202V201H175ZM180 203L182 201H179ZM177 201V203H179ZM191 202V201H190ZM200 202V200H199ZM202 202V200H201ZM202 202V203H203ZM221 202V201H220ZM96 203V202H95ZM94 203V204H95ZM122 204V202H120ZM136 203V202H135ZM176 203V208L178 207L179 204ZM187 202H185L186 204ZM255 203V204H254ZM124 204V203H123ZM129 204V203H128ZM169 204V205H170ZM188 204V203H187ZM195 204H192L193 207H191L194 211V215L198 216L197 213L195 214V210L197 212V209L198 207H194V206H197ZM209 205V203H207ZM213 205H215L214 203H212ZM221 204V203H220ZM222 204H223V200H222ZM224 204V205H225ZM83 205V204H82ZM97 205V204H96ZM130 205V207H131ZM138 205H139V202H138ZM181 205V204H180ZM198 205H200L198 203ZM223 205V206H224ZM227 205V204H226ZM225 205V206H226ZM264 205V204H262ZM125 206V205H124ZM128 206V205H126ZM126 206L124 208H126ZM133 206V205H132ZM135 206H137V204H135ZM144 206V205H143ZM175 206H172V207H175ZM185 206V205H184ZM187 206V205H186ZM201 206V205H200ZM204 206V205H203ZM202 208H204V210H208L205 209V206ZM210 206V205H209ZM222 207V205H220ZM123 207V205H122ZM130 207L128 206V209H130ZM134 207V206H133ZM132 207V208H133ZM139 207V206H138ZM171 207L172 210H174L173 208ZM183 207V206H182ZM190 207V206H189ZM218 207H219V204H218ZM170 208V207H169ZM209 208H212L211 206ZM227 208V206H226ZM226 208L223 207V209L227 210ZM99 209V207H98ZM138 208H136L137 210ZM180 209V208H179ZM183 209V208H182ZM188 209V208H186ZM199 209H201L199 207ZM218 209V208H217ZM263 211H262V210ZM130 210H133V209H130ZM129 210V211H130ZM213 210L215 211L214 209V206H213ZM220 210V208H219ZM224 210V212H225ZM261 211L258 213V211ZM135 211V210H134ZM165 213H164V212ZM170 211V210H169ZM185 211V210H184ZM187 211V210H186ZM185 211V212H186ZM190 211V210H189ZM189 211L187 212V215L189 213ZM192 211V210H191ZM190 211V212H191ZM210 211V209H209ZM212 211V210H211ZM127 212V210H126ZM132 213V211H130ZM129 212V214H130ZM163 212V214H162ZM182 212V211H181ZM204 212V211H201V213ZM208 211H205L204 215L207 214ZM216 212H221V211H217ZM215 212V216H217ZM227 212V211H226ZM225 212V213H226ZM137 213V212H136ZM145 213V212H144ZM143 213V214H144ZM152 213V214H153ZM169 213V212H168ZM167 213V214H168ZM172 213V211H171ZM210 213V212H209ZM208 213V214H209ZM223 213V214H225ZM230 213V212H227V214ZM259 214L258 218L257 215ZM105 214V215H106ZM133 214V213H132ZM131 214V216H133ZM141 214V213H140ZM184 214V213H183ZM186 214V213H185ZM214 214V213H213ZM222 214V215H223ZM225 214V215H227ZM231 214V213H230ZM104 215V216H105ZM138 215V214H137ZM136 215V216H137ZM148 215V214H147ZM154 215V214H153ZM169 215H172V214H169ZM193 215V214H191ZM200 215V214H199ZM211 215V214H210ZM209 215V216H210ZM219 215V214H218ZM224 215V216H225ZM102 216V215H101ZM105 216V217H107ZM173 216V215H172ZM180 216V215H179ZM182 216V215H181ZM203 215L201 214V217ZM207 216V215H206ZM215 216H211V217H214L216 218ZM228 216V215H227ZM225 216V217H227ZM130 217V216H129ZM138 217H140L138 215ZM171 217V216H169ZM175 217V216H174ZM173 217V218H174ZM193 217V216H191ZM195 217V216H194ZM209 217V218H211ZM223 217V216H221ZM245 217V218H246ZM135 218V216H134ZM137 218V217H136ZM135 218V219H136ZM183 218H186L183 220ZM190 218V215L189 217H186L184 215V217H181L180 219V228H181V231L178 230L179 227H178V232L180 231L182 233V235L184 234V231L188 229L187 227V223L189 222V219ZM195 218H198V217H195ZM203 218V217H202ZM201 218V219H202ZM207 218V217H206ZM230 218V216H229ZM244 218V219H245ZM134 219V220H135ZM189 219V220H188ZM204 219V218H203ZM212 219V218H211ZM242 219V220H244ZM146 220V219H145ZM147 220H148V217H147ZM146 220V221H147ZM169 220H171L169 218ZM176 220V219H175ZM186 220V221H185ZM193 220V219H191ZM198 220V219H197ZM210 220V219H209ZM215 220V219H214ZM224 220V219H223ZM226 220V218H225ZM264 220V219H263ZM137 221V219H136ZM139 221V220H138ZM142 221L143 224L141 225H144L147 227L148 224L144 223L145 221L144 220H140ZM144 221V222H143ZM166 221V220H165ZM168 221V220H167ZM173 221V220H172ZM178 221V220H177ZM184 221V222H183ZM188 221V222H187ZM203 221V220H202ZM208 221V220H207ZM230 221V220H228ZM246 221V220H245ZM109 222L106 220V223ZM187 222V223H186ZM193 221H191V223H193ZM205 222V221H203ZM221 222H224V221H221ZM227 222V221H226ZM225 222V223H226ZM252 222V221H251ZM259 222H262L259 221ZM110 223V222H109ZM163 225H164V222L162 221ZM168 225L170 222H167ZM173 223V222H172ZM175 223V221H174ZM178 223V222H177ZM201 223V222H200ZM209 223V222H207ZM216 223V222H215ZM228 223L230 222H227L226 224L228 225ZM241 223H243V226L245 225L244 224V221ZM252 223H255L254 221ZM255 223V224H256ZM146 224V225H145ZM179 224V223H178ZM184 224H186V227L187 229H184ZM194 224V223H193ZM192 224V225H193ZM205 224V223H204ZM222 224V223H221ZM234 224V223H233ZM232 224L231 222V230L232 232H234V235L236 234L235 232L236 231H233V230H237L234 229V225ZM246 224V225H247ZM250 224V223H249ZM260 223H257L256 225H253L254 227L256 226L258 229L259 227L257 225H259ZM264 224V223H263ZM262 224V225H263ZM150 225V223H149ZM166 225V224H165ZM172 225V224H171ZM170 225V226H171ZM190 225V224H189ZM188 225V226H189ZM191 225V226H192ZM196 225L198 226V223H196ZM224 225V223H223ZM230 225V224H229ZM260 225V226H262ZM69 226V225H68ZM109 226V227H111ZM159 226V225H158ZM162 226V225H161ZM167 226V225H166ZM169 226L170 228V232L172 230V228ZM175 225H173L174 227ZM205 226V225H204ZM209 227V224L207 225ZM206 226V227H207ZM226 226V225H225ZM252 226V224H251ZM155 229H154V228ZM164 227V226H163ZM177 227V226H176ZM222 227V226H220ZM229 227V226H228ZM227 227V228H228ZM241 224H240V227L241 228ZM249 227V228H248ZM246 227V229H250V228H254V227H250V225ZM263 227V226H262ZM142 228V227H140ZM145 228V227H144ZM148 230L150 232V229L149 227H147ZM166 228V227H165ZM168 228V229H169ZM191 228V227H190ZM195 228V227H194ZM227 228L224 229V227H222V229L225 231L227 230ZM238 228V231H240L241 229ZM111 229V230H113ZM131 229L132 231L130 232ZM154 229V230H153ZM160 229V228H159ZM167 229V231H168ZM221 229V230H222ZM230 228H228L229 230ZM244 229V228H243ZM245 229V230H246ZM255 229V228H254ZM258 229H257V232H258ZM142 230H144L142 228ZM162 230V229H161ZM166 230V229H165ZM164 230V231H165ZM175 230V228H174ZM192 230V228L190 229ZM190 230L188 232H190ZM208 230H210V228H208ZM215 230V229H214ZM253 230V229H251ZM251 230L250 233L252 232ZM256 230V229H255ZM261 230V228H260ZM263 230V229H262ZM106 231V230H105ZM104 231V232H105ZM109 231V230H108ZM163 231V232H164ZM167 231L165 233H167ZM237 231V233H238ZM187 232V231H186ZM185 232V233H186ZM203 232V231H202ZM209 232V231H208ZM222 232V231H221ZM241 232V231H240ZM243 232V233H242ZM240 234H242L243 236L249 232H244L242 231ZM256 232V231H255ZM253 232V234L255 233ZM257 232H256V235H257ZM264 232V231H263ZM103 233V232H102ZM106 233V232H105ZM146 233V232H145ZM143 233V234H145ZM150 233V234H151ZM161 233V232H160ZM173 233V232H172ZM223 233V232H222ZM228 234V232H226ZM225 233V234H226ZM245 233V234H244ZM75 234V233H74ZM115 234V233H114ZM155 234V233H154ZM154 234H153V237H154ZM157 234V235H158ZM162 234V233H161ZM178 234V233H177ZM187 234V233H186ZM185 234V235H186ZM194 234V233H193ZM224 234V233H223ZM222 234V235H223ZM230 235L232 233H229ZM252 234V233H251ZM249 234V236L251 235ZM116 235V234H115ZM148 235V234H147ZM152 235V234H151ZM164 235V234H163ZM162 235V236H163ZM168 235V233H167ZM171 235V234H170ZM169 235V237H170ZM237 235L239 234H236L235 237L237 238ZM247 235V234H246ZM245 235V236H246ZM263 235V234H262ZM143 236V235H142ZM150 236V235H149ZM176 236V235H175ZM178 236V235H177ZM176 236V238H178ZM181 236V235H180ZM189 236V234H188ZM204 236V235H203ZM209 236V235H208ZM228 236L229 235H226L227 237V240H228ZM240 236V235H239ZM238 236V237H239ZM247 236V237H249ZM253 236V235H252ZM261 236V234H259V237ZM160 237V236H159ZM168 237V236H167ZM184 235L181 236L180 238L183 239ZM200 237V236H199ZM225 237V238H226ZM233 237V236H232ZM232 237H230L232 239ZM241 237V236H240ZM258 237V236H257ZM257 237H254V238H257ZM258 237V238H259ZM117 238V237H116ZM118 238V240L120 239ZM144 238V236H143ZM152 238V237H151ZM157 237H155L156 239ZM162 238V237H161ZM165 238V237H164ZM174 238V237H173ZM175 238V240H176ZM185 238V237H184ZM187 238V236H186ZM190 238V237H189ZM188 238V239H189ZM202 238V237H201ZM200 238V239H201ZM224 238V237H223ZM258 238L254 239L253 243L256 242L257 243V240ZM88 239V238H87ZM121 239V241H122ZM169 239V238H168ZM187 239V240H188ZM208 239V238H207ZM234 239V237H233ZM238 239V238H237ZM236 239V240H237ZM241 239V238H240ZM243 239V237H242ZM248 239V238H247ZM245 238V240H247ZM250 239V238H249ZM253 240V237L251 238ZM261 239V242H262V238ZM264 239V238H263ZM117 240V241H118ZM145 240V238H144ZM149 240V239H148ZM158 240V238L156 239V241ZM180 239H178V241H174V243L177 244V242H179ZM191 240V239H190ZM235 240V239H234ZM233 240V241H234ZM120 241V240H119ZM147 241V240H145ZM169 241V240H168ZM171 241V240H170ZM183 241V240H182ZM185 241V239H184ZM204 241V240H203ZM215 241V240H214ZM222 241V240H221ZM224 241V240H223ZM231 241V240H230ZM229 241V242H230ZM239 241V239H238ZM242 241V240H240ZM239 241V242H240ZM251 242V240H249ZM249 241H248V244H249ZM141 242V241H140ZM150 242V240H149ZM160 242V241H159ZM164 242V241H163ZM172 242V241H171ZM189 242V241H188ZM187 242V243H188ZM227 241V243H229ZM260 242V241H259ZM264 242V241H263ZM165 243V242H164ZM167 243L169 242H166V245ZM180 243H184V242H181L180 240ZM178 243V247H179V244ZM190 243V242H189ZM206 243V242H205ZM227 243H223L225 245H227ZM232 243H236V242H232ZM246 243V242H245ZM252 243V242H251ZM250 243L251 247L252 244ZM255 243V245H256ZM122 244V243H121ZM157 244V243H156ZM160 244V243H158ZM171 244V243H170ZM216 244V243H215ZM221 244V243H220ZM238 243H236L237 245ZM240 244V243H239ZM238 244V245H239ZM243 244H244V241H243ZM242 244V245H243ZM258 244V243H257ZM261 244V243H260ZM258 244V245H260ZM95 245V244H93ZM123 245V244H122ZM147 245V244H146ZM163 245V244H162ZM165 245V246H166ZM184 245V244H183ZM180 244V247L177 248V249H174V250H178L180 249V253L181 255H185L188 251V248L189 247H186V246H183ZM186 245V244H185ZM188 245V244H187ZM207 245V244H206ZM209 245V244H208ZM207 245V248H209ZM231 246L230 249H234V244L231 245V243L229 244ZM228 245V246H229ZM241 245V244H240ZM239 245V246H240ZM249 245V247H250ZM258 245H257V248H258ZM127 246V245H126ZM153 246V245H152ZM160 246V245H158ZM157 246V247H158ZM164 246V245H163ZM168 246V245H167ZM166 246V247H167ZM176 246V245H175ZM174 246V248H175ZM211 246V245H210ZM219 246V245H218ZM223 245L221 244V249L223 251L224 247H222ZM227 246V248H228ZM238 246V248H239ZM244 246H247L246 244ZM262 246V245H260ZM264 246V245H263ZM98 247V246H97ZM156 247V246H155ZM169 247V246H168ZM124 248V247H123ZM154 248V246H153ZM192 248V247H191ZM194 248V247H193ZM197 248V246H196ZM190 249V250H193V253H192V257H197L198 256V252H199V256L197 258H199L200 256L204 258H210V257L207 255L206 256V249H204L202 247V249L200 251H198L197 249ZM223 248V249H222ZM226 248V247H225ZM228 248V249H229ZM237 248V246H236ZM243 248V246H242ZM254 248V247H253ZM157 249V248H156ZM155 249V250H156ZM159 249V248H158ZM211 249V248H209ZM218 249V250H219ZM226 250V256H227V261L228 263H231L233 261V259H231V257L233 255H231L232 253L234 254H237L231 250ZM240 249V248H239ZM238 249V250H239ZM248 249V248H246ZM245 249V250H246ZM252 249V248H251ZM256 249V248H255ZM254 249V250H255ZM264 249V247H263ZM126 250V249H125ZM152 250V249H151ZM154 250V251H155ZM163 250H165V248H163ZM162 248H160V251H163ZM167 250V248H166ZM189 250V251H190ZM206 250V251H205ZM237 250V252H239ZM244 250V251H245ZM262 250V249H260ZM243 251V249H241L240 253ZM249 251V249L246 251V257H248V254L247 253ZM123 252V251H122ZM136 252V251H135ZM168 252V251H167ZM166 252V253H167ZM179 252V251H177ZM231 252V254H230ZM256 252V250L254 251ZM263 252V250L261 251V253ZM130 253V252H129ZM170 253V252H169ZM179 253V254H180ZM209 253V251H208ZM211 253V252H210ZM209 253V254H210ZM225 253V252H224ZM244 253V252H243ZM242 253V254H243ZM251 253V252H250ZM162 254L164 255H167V254H164L162 252ZM189 254V253H188ZM258 254V253H257ZM256 254V255H257ZM264 254V253H263ZM131 255V254H129ZM224 255V254H223ZM251 254H249L250 256ZM254 255V254H252ZM260 255V253L258 254ZM161 256V255H160ZM189 256V255H188ZM214 256V255H213ZM235 256L234 255V262L237 261L235 260ZM244 256V255H243ZM104 257V256H103ZM138 257V256H136ZM158 257V256H157ZM172 257V256H171ZM177 257V256H176ZM181 257V256H180ZM185 257V256H183ZM245 257V258H246ZM255 257V256H254ZM264 257V256H263ZM95 258V257H94ZM132 258V257H131ZM141 258H140V261H141ZM168 258V256H167ZM175 258V257H174ZM196 258V260H197ZM214 258V257H213ZM219 258V257H218ZM238 258V256L236 257V259ZM253 258V257H252ZM259 258V257H257ZM256 258V260H258ZM261 259H263L262 257H260ZM259 258V259H260ZM121 259V258H120ZM127 259V258H126ZM136 260V258H133ZM200 259V258H199ZM226 259V258H225ZM247 260L244 259V261L246 262L247 261V264H250L251 263V258H246ZM255 260V258H253ZM252 259V260H253ZM144 260V261H145ZM190 260V259H189ZM208 260V259H207ZM240 260V259H239ZM113 261V260H112ZM138 261V260H137ZM143 261V260H142ZM141 261V262H142ZM176 261V260H175ZM188 261V260H187ZM186 261V262H187ZM259 261V260H258ZM122 262V261H120ZM119 262V263H120ZM146 262V261H145ZM184 262V261H182ZM218 262V261H217ZM233 262V263H234ZM238 262V261H237ZM244 262V263H245ZM103 263V262H102ZM109 263V262H108ZM114 263V262H113ZM127 263V262H126ZM200 263V262H199ZM227 263V264H228ZM231 263V264H233ZM239 263V262H238ZM241 263L242 260H241ZM243 263V264H244ZM259 263V262H258ZM116 264V263H115ZM125 264V263H124ZM141 264V263H140ZM181 264V263H180ZM191 264V263H190ZM202 264V263H201ZM209 264V263H207ZM226 264V263H225ZM237 264V263H236ZM251 264H255L254 262H252ZM257 264V263H256Z\"/></svg>",
	"mask_w": 264,
	"mask_h": 264
}]
</instances>
